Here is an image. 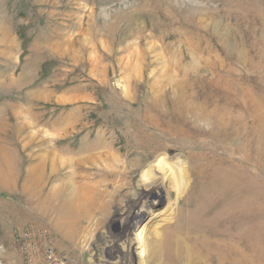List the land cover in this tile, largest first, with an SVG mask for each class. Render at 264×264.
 Returning a JSON list of instances; mask_svg holds the SVG:
<instances>
[{"label": "rangeland", "instance_id": "374dc122", "mask_svg": "<svg viewBox=\"0 0 264 264\" xmlns=\"http://www.w3.org/2000/svg\"><path fill=\"white\" fill-rule=\"evenodd\" d=\"M28 225L73 264H264V0H0V264Z\"/></svg>", "mask_w": 264, "mask_h": 264}, {"label": "bare ground", "instance_id": "6f19581e", "mask_svg": "<svg viewBox=\"0 0 264 264\" xmlns=\"http://www.w3.org/2000/svg\"><path fill=\"white\" fill-rule=\"evenodd\" d=\"M161 173L165 174L164 175L165 178L159 177L158 174H161ZM168 174L172 175V174H174V172L170 171V168H167V171L163 172L162 166L160 168H158V166L156 164H154L153 167L151 168L149 175H148L149 180L147 181V185H146L147 191L154 189L158 186L164 187L166 181L168 184L167 186L173 185L174 181H172L171 183H168V180L170 178L169 177L170 175H168ZM174 194H175L176 198L178 197V199L180 197L186 195L184 191H182V192L176 191ZM174 215H175V209L169 203V205L166 208V210L164 211V213L159 215L158 217H156V219H154V221H155L154 224L157 222H161V224H159L157 226H158V228H161V230L163 232L162 234L159 235V233H156V229L152 230V233H151L152 236L159 238L158 243L156 241L157 245L155 244L156 245L155 249H162V248H160V246L162 247V242H165L166 248H168V249H169V247L174 248V250L176 252L179 250V246H182V249L185 250V255L188 257V256H190V254L193 253L192 251L195 252L194 248H196L199 245V241L197 239L198 237L194 234V232L192 233L191 231L188 230V228H186L184 222L182 223V221L180 219L177 220L176 218H174L173 217ZM182 224L185 226V228H183L181 230L180 226L182 227ZM148 226L144 227L143 230L141 231L142 236H144L145 231H147V229L149 228ZM193 234L195 235V237L193 236ZM199 234H200V232H199ZM203 236L205 237V239L202 241L201 245L206 243V241H207L206 239L209 235L207 236L206 234H204ZM190 242H191V244H189ZM170 244H172L173 246ZM197 252H199V251H197ZM203 258H205V257H203ZM194 262H195V260H194Z\"/></svg>", "mask_w": 264, "mask_h": 264}, {"label": "built area", "instance_id": "2783aa9c", "mask_svg": "<svg viewBox=\"0 0 264 264\" xmlns=\"http://www.w3.org/2000/svg\"><path fill=\"white\" fill-rule=\"evenodd\" d=\"M14 239L25 264H73L66 253L54 247L47 230L28 225L16 232Z\"/></svg>", "mask_w": 264, "mask_h": 264}]
</instances>
